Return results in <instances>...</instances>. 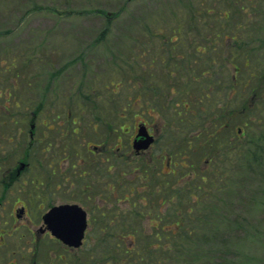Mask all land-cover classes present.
<instances>
[{"label": "rangeland", "instance_id": "374dc122", "mask_svg": "<svg viewBox=\"0 0 264 264\" xmlns=\"http://www.w3.org/2000/svg\"><path fill=\"white\" fill-rule=\"evenodd\" d=\"M200 4L216 11L204 18L213 27L214 33L222 30L221 25L228 27L223 31L225 34L220 45L233 34L239 36V40L224 45L226 52L222 46L210 53L218 58V71L209 72L207 54H199L195 67L202 65L201 70L206 72L195 70L196 73L190 74L198 78L192 87L197 85L200 90L203 86L212 85V124L207 129L206 122L203 125L202 122L197 125L187 122L191 110L183 111L180 115L183 120L178 122L177 113L185 109L182 104L164 108V102H173V95L168 93L170 72L190 73L194 66L191 58L178 61L177 58L167 57L165 54L169 48L164 38L157 37L159 35L156 33L159 26L166 34H171L181 21L185 28L193 18V11L200 10ZM235 5L229 0H203V3L200 0H0V103L13 104L8 121L4 117L5 122H9L5 126L6 134H17V137L28 142L32 112L38 104L41 111L35 122L40 135V131L46 129L42 122H62L69 118V112L76 115L77 121L92 122L97 116V108L103 119L113 118L120 122L118 111L122 113L125 112L120 110L122 107H133L129 122H134L135 111V121L139 122L143 120L141 112L147 99L155 108L151 110L154 118L150 117L155 122L149 124L160 127L165 123L171 124L170 129L167 128L166 140L160 141V144H165L168 136L173 138L177 135V127L194 134L192 139L195 143H202L200 149L192 154L185 153L189 157L186 163L194 164L196 169L206 166L208 154L211 153L207 152V142L213 141L215 146L224 144L222 149L226 150L225 153L234 151L235 146L239 145L243 149L240 155L234 154L231 161L230 156L224 154L215 165H218L221 173L225 171L223 182L228 189L225 187L226 190L219 191L214 197L212 213L209 215L205 212L209 217L213 215V220L203 224L201 230L190 234L188 239L195 243L194 249L197 246L206 250L205 262L209 264H264V100L260 102L261 94L264 96V0H260L256 10H250L247 20L236 14L238 10ZM228 10L231 15L226 20L220 13ZM108 12L114 14L111 20L108 19ZM202 17L194 15L193 22L201 24ZM237 22L246 25L242 34L235 31ZM106 29L109 31L102 35ZM176 44L179 47L176 50L185 49L181 43ZM231 51L234 56L230 63L234 65L221 68L223 54L228 52L231 55ZM247 54L249 59L245 57ZM235 65L239 67L238 72ZM254 72L259 77H251ZM235 73L241 83L250 78L246 87L241 83L234 85L232 79ZM111 81L112 87L120 83L121 88L117 89V93L105 88ZM11 91L13 97L9 96ZM81 94H91L85 104L80 99ZM136 96L140 98L134 101ZM14 99L20 100L19 108L8 102ZM226 99L229 102L225 109L219 108ZM90 110L91 115L88 114ZM165 119L170 122H163ZM226 122L229 125L223 126ZM16 129L20 131L16 132ZM85 130L89 138L95 143L99 142L95 133L90 131V123L86 124ZM120 131L118 129L117 133L123 138L124 134ZM125 131L129 132L128 138L135 129L127 125ZM64 142L67 143V140L61 137L60 143ZM69 142L71 145L67 146V150L70 154L80 144L82 157L89 156L83 140L79 143V140L71 137ZM118 145L121 146L118 153L130 155V144L125 142V138L124 143L120 140ZM159 145L156 144L145 155L146 164L139 162L134 155L130 157L133 165L126 170L128 175L125 176L127 179L133 178L130 182L144 189L155 185L162 188L166 183L165 176L155 168L157 161L151 160ZM40 154L37 157L39 161L43 158ZM34 163L38 165L36 161ZM39 165L47 166L45 159ZM141 166L142 172L135 171ZM192 171L193 168H183L173 176L172 186L168 182L166 187L176 189L193 176ZM120 180L122 182L123 177ZM96 224L99 232L101 226L104 228V237L92 244L95 249L88 253L80 252L82 260L89 264H103L104 252L107 255L112 253V259L118 255L111 243L112 239H117V243L120 241L118 235H111L116 228H106L108 222L105 220ZM142 224L146 225L147 237H152L155 229L149 220H144ZM131 225L129 231L122 226L118 231L125 236H129L130 231L133 235L137 234L136 229L140 224L133 222ZM130 238L125 237L122 244L136 248L143 246V237L135 240L136 243ZM54 240L49 238V264H63L65 261L58 256L67 255L57 248ZM149 240L152 244L155 238ZM185 252L186 249L182 253ZM159 255L162 256L156 254ZM66 261L67 264H77L78 260L71 254ZM144 261L151 264L147 258ZM182 261L184 259L178 260L179 263Z\"/></svg>", "mask_w": 264, "mask_h": 264}, {"label": "flooded vegetation", "instance_id": "af4514ba", "mask_svg": "<svg viewBox=\"0 0 264 264\" xmlns=\"http://www.w3.org/2000/svg\"><path fill=\"white\" fill-rule=\"evenodd\" d=\"M193 80L197 81V78L175 75L168 90V93L173 95V102H164L163 105L164 108L167 105H186V111L191 110L187 122L196 125L198 122H202V125L206 122L207 129L212 124V87L203 86L201 91H198L197 85L191 86ZM105 88L117 93L115 87L105 85ZM109 100L112 101V97ZM143 105L148 110L155 109L147 99ZM177 115L178 122L182 121L181 113ZM116 121L113 118H102L92 122H80L67 118L62 122H42L46 129L40 131V135L35 123L34 131L30 130L28 142L17 137V134L7 135V122H0V264H49V238L55 239L57 248L67 255L58 256L60 260L65 261L63 264H67L66 260L71 254L79 261L77 264H89L81 258L83 251L88 253L89 250L95 249L94 242L104 237L105 233L102 226L100 232L98 231L97 221L105 220L108 222L106 228H116L115 233L111 231V235L114 234L115 237L120 226L129 231L133 222H129V218L133 219V216H137L142 222L159 220L161 205L148 196L160 194L158 189L161 187L155 185L146 189L138 188L130 183L133 178L127 179L125 176L128 175L126 170L133 165L130 163V157L134 155L139 162L146 164L145 155L156 144L159 145L160 141L166 140L167 128L170 129L171 124L153 126L149 123L155 120L146 119L144 123L155 141L147 150L136 151L133 147L136 132L133 131L127 138L129 132L122 128L127 122ZM163 122L170 121L165 119ZM89 123L92 126L90 131L99 139L98 143L85 132L86 124ZM225 125L228 126V122L223 124ZM119 128L124 134L123 138L117 133ZM176 129L178 134L173 138L168 136V141L160 144L157 153L153 154L151 160L157 161L155 168L163 176L176 175L183 168H193V176L188 181L197 183L199 176H207L213 193V175L221 172L218 165H215L224 153L217 151L210 140L212 142H207V152L211 153L208 154L206 166L196 169L194 164L186 163L187 158L182 157H188L185 153L192 154L200 149L202 143H195L192 139L194 134L190 131L185 132V129L178 127ZM15 131L19 132L20 129ZM61 137L67 140V143H60ZM71 137L79 140V143L84 141L89 155L87 158L82 157L80 144L78 147L73 146V154L69 153L67 146L71 145ZM124 138L125 142L130 144V155L118 153V150H121L118 143L121 140L123 144ZM39 153L43 157L41 161L37 158ZM44 159L47 166L39 165ZM34 161L38 165H35ZM139 169L143 171L142 166L136 168ZM163 187L165 189V186ZM133 190L137 191L136 198L133 196ZM195 201L198 204L196 198ZM64 205H75L86 213L87 225L81 247L75 248L63 243L50 228L49 211ZM131 233L132 231L130 236Z\"/></svg>", "mask_w": 264, "mask_h": 264}, {"label": "trees", "instance_id": "16d2710c", "mask_svg": "<svg viewBox=\"0 0 264 264\" xmlns=\"http://www.w3.org/2000/svg\"><path fill=\"white\" fill-rule=\"evenodd\" d=\"M203 0H200V2ZM235 5L236 14H240L239 16L245 20H247L251 14L250 10L255 9L259 6L260 0H229ZM245 2H249L248 4H245ZM200 10L193 11V18L190 19L187 26L184 28L183 23L178 22V27L172 30L171 34H166L165 30L161 27H157L156 33L157 37L164 38L163 41L166 42V47L169 48V50L166 51L165 55H168L167 57H171V59H178V61L181 60V58H187L192 61L193 68L192 72L190 73H176L170 72L169 77L170 80L173 79L175 75H180L182 77L186 76H194L190 75L191 73H196L195 70L206 72V70H201V66L195 67V64L198 62V56L199 54L205 55L207 54V61L210 66V71L216 72L218 71L219 63L217 56L211 55L210 53L215 52L218 50V47L224 46L226 43L230 44L232 41L239 40V36L237 34H233V36L230 38H226L227 42L220 45L222 43V38L224 37L225 32L224 29L228 28L227 26L221 25L220 27L222 30L213 32V27L208 25L207 22H205L204 18H207L213 12H216L212 8L206 7L204 4H200L199 6ZM222 17H224L226 20H228L229 15H231V12L223 11L220 13ZM114 15V14H113ZM194 15L198 16H204L201 18L202 23H196ZM111 17L108 15V19L111 20ZM180 24H182L180 26ZM108 25H110L108 23ZM193 26H195V29H193ZM210 28H209V27ZM238 28L235 31H241L242 34L243 28L246 27L245 24H240V22H237L236 25ZM217 29V28H215ZM197 30L200 32L199 36H196L194 31ZM109 30H105L102 35H105ZM233 31V30H232ZM156 35V34H154ZM196 36V38L194 37ZM237 37V38H236ZM176 43H181L185 49L176 50L179 49L177 47ZM234 45H236L234 43ZM239 46V45H237ZM225 46L223 47V50L225 51ZM179 51L176 53V51ZM226 52V51H225ZM222 56V66L221 68H229L230 64L234 65L232 62L230 63V60L232 61V58L234 56L233 51H231V55L225 53ZM162 56V55H161ZM229 56V57H228ZM249 59V54L245 56ZM229 59V60H228ZM165 60V58H164ZM164 62V61H163ZM246 62V61H245ZM247 65V63H246ZM182 64H180V68H182ZM237 71H239L238 66H234ZM218 69V70H217ZM222 69V70H224ZM229 71V70H228ZM256 72L251 74V77H257L258 74H255ZM259 77V76H258ZM247 80L243 81L242 83L239 81L237 74L235 73L233 75V82L234 85L237 86L238 83H241L243 87H246L248 82ZM184 80V79H183ZM198 80V78H197ZM171 86V85H170ZM212 85L209 84L208 87H211ZM13 92L11 91L9 96L13 97ZM263 94V93H262ZM261 94L260 102H263L264 96ZM140 96L135 97V101L138 100ZM15 100V99H14ZM8 101L11 103H14L15 107L19 106V103L17 101ZM228 101L224 100L220 106L225 109V106L228 105ZM258 103L257 105H259ZM13 105V104H12ZM11 104L8 103H0V107H2V113H5L6 115V121H8L7 116H9V111L12 107ZM185 109H183L181 112L186 111V105L182 104ZM122 111H125V108L120 109ZM125 112L119 113V116L124 115ZM12 121V117H10ZM0 122H5V120H1ZM221 144V143H219ZM215 146V144H213ZM224 144L217 145L216 148L224 153L227 157L230 156V160L232 161V157L234 154L239 155L243 152V149L240 148V146H235L234 151L229 150L228 153H225L226 150H223ZM212 184H213V193L210 190L209 181L207 179V176L201 175L198 177L197 183L196 182H190L187 181L181 185H179L176 189H173L171 187H166L164 189L163 185L162 188H159L158 191L160 194H154L151 196H148L152 199V201L158 202L161 206L159 209L161 210L159 220L150 219L149 222L151 224V227L154 230L153 236L149 238H155V241L152 242L147 237L148 234L146 233V225L142 224L143 222L141 219H137V216H133L132 218H129V222H136L137 224H140V226L137 227L135 235L132 234V236L124 235L120 233V231H117V234L120 238V241L117 243V239H112L111 243L113 245L114 250L117 252V258L112 259L111 254L107 255L106 252L103 254V264H150V262H145L144 259L147 258L151 261V264H209L206 260L205 252L206 250H203L202 248H199L196 246V249H194V244L192 243L191 239L189 238L190 234H194V232L197 230H201L200 228L203 226V224H207L208 222L212 221V216L209 217V215L212 213V209L214 207V197L219 191H224L228 189V187L223 182V174H216L213 175L212 178ZM134 189L136 186H133ZM155 187V186H151ZM225 187H227L225 189ZM137 193V191L133 190V196ZM185 195V196H184ZM153 196H156V198H153ZM195 198L198 201H195ZM217 207V206H216ZM205 212H208L206 214ZM132 222V223H133ZM116 232V230H114ZM196 233V232H195ZM120 234V235H119ZM143 237V246H139L141 248H136L132 245H123V240L125 241V237L132 239L133 242L135 240L140 239L139 237ZM171 236H176L171 237ZM137 238V239H136ZM164 240L163 242L161 240ZM188 239V240H187ZM131 241V242H132ZM110 242V241H109ZM136 243V242H135ZM151 244V245H150ZM193 247V248H192ZM187 250V252L182 253L184 250ZM158 251V252H156ZM169 252V253H168ZM153 253V255L151 254ZM162 254V256H156V254ZM169 254L171 256H169ZM120 256V257H119ZM112 259V260H111ZM184 259V262L179 263L178 260ZM111 260V261H110ZM174 260H176V263H174Z\"/></svg>", "mask_w": 264, "mask_h": 264}, {"label": "water", "instance_id": "95a60500", "mask_svg": "<svg viewBox=\"0 0 264 264\" xmlns=\"http://www.w3.org/2000/svg\"><path fill=\"white\" fill-rule=\"evenodd\" d=\"M153 142V137L149 136L146 129L141 127L137 134L134 147L137 150L146 149ZM58 210L64 211V215ZM56 216L55 219H50ZM49 223L55 234H57L63 241L70 245L80 246L84 231L86 228V213L79 207H58L49 213Z\"/></svg>", "mask_w": 264, "mask_h": 264}]
</instances>
